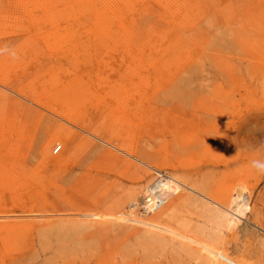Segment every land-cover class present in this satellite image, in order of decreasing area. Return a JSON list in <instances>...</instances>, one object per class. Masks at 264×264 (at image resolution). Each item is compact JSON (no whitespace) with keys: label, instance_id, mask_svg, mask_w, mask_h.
Segmentation results:
<instances>
[{"label":"rangeland","instance_id":"rangeland-1","mask_svg":"<svg viewBox=\"0 0 264 264\" xmlns=\"http://www.w3.org/2000/svg\"><path fill=\"white\" fill-rule=\"evenodd\" d=\"M150 2L151 13L144 22L142 19L147 14L137 15V26L143 30L151 28L154 34L157 31L170 33L174 22L170 20V23L161 15L165 8L162 10V4L154 0ZM205 7L210 11L209 16L192 18L187 22L189 25L181 26L180 34L175 36L180 37L181 43L176 54L166 51L161 55L150 48L141 55L117 51L97 56H136L141 63L134 67L121 60H116L117 68L101 67L92 53L87 57L93 60L91 63H81L69 52L53 53L44 40L38 42L39 47L28 46L33 52L20 49L18 60L7 70L9 86L0 83L1 119L15 122L26 138L15 157L17 167L21 166L20 175L41 176L46 180L42 185L26 184L20 194L3 187L6 190L0 200L11 207L16 199H30V194L33 196L30 201L45 197L61 211L74 214L69 215L68 220L76 221V213L71 209L76 202L86 206L85 202H89L94 210H108L117 198L127 194L137 176H144V170L148 184L160 172L187 174L208 197L213 190L219 197L228 189L244 188L250 192L249 208L230 229L208 215L202 202L209 201L186 190L184 194L193 200L182 209L180 220L188 224L197 237L226 247L232 256L248 263L264 264V126L259 144H254L252 138L235 136L241 122L254 116L264 118V0H216L206 3ZM10 20L13 22H4ZM68 23L70 21L64 19L58 25L65 29ZM25 24L27 18L16 0H0V42L10 39L15 45L22 43L35 31L34 26ZM45 27L53 29L49 24ZM156 39L154 35L152 42ZM78 40L81 48L78 56L81 54L84 58L87 52L83 48L90 41L80 34ZM163 40L166 44L167 37ZM51 67L52 75L64 82L84 74L105 77L109 83L116 79L119 85L122 82L118 75H132L134 86H143L147 96L143 105H138L139 115H132L133 123L140 125L138 128L135 124L129 126L133 139L128 145L133 144L139 152L146 151L150 159L142 164L138 158H130L122 167L116 157L101 151L109 148L123 155L105 142L107 131L95 135L82 129L80 122H66L57 113L64 109L63 105L58 106L51 100L57 93L56 87L48 81L50 75H40L43 68ZM18 88L23 91L21 94ZM122 89L116 87L118 95ZM36 98L46 104L36 102ZM135 102L138 101L128 102L126 108L132 110L131 107L137 105ZM54 127H67V132L75 130L78 134L76 160L67 167H72L77 174L84 162L92 175L89 184H77V177L62 178L53 167L42 166L39 145ZM85 138L100 149L89 160L82 156V149L90 145L81 143ZM52 149L53 146L50 148L52 157L60 154L55 155ZM12 160L0 151L1 164ZM154 161L174 163L177 169L157 171ZM127 166L129 169H125ZM133 214L137 216L136 212ZM2 252L8 264L18 256L26 257L23 264H200L186 248L155 243L127 227H113L107 234L99 233L96 227L70 226L66 237L43 234L35 229L22 230L13 246L7 245L5 250L0 245Z\"/></svg>","mask_w":264,"mask_h":264},{"label":"bare ground","instance_id":"bare-ground-1","mask_svg":"<svg viewBox=\"0 0 264 264\" xmlns=\"http://www.w3.org/2000/svg\"><path fill=\"white\" fill-rule=\"evenodd\" d=\"M16 1L20 5L21 12L27 18L26 27L34 26L35 31L22 43L19 42L16 45L15 41L10 43V39L0 42V83L4 86L9 84L7 70L10 65L18 60L19 50L32 51L28 46L30 45L32 48L39 47L38 42L40 40H44L53 53L55 51H58V53L69 52L72 58H76L75 61L81 63H91L93 60L89 61L87 57L92 53L95 59H98L100 66L106 68H117L118 62L116 60L129 63L131 67L141 63L139 58L132 55L97 58L98 55L108 52L126 51L141 55L151 48L161 55L166 51L176 54L179 52L181 43L180 37L175 36L180 34L181 26L189 25L187 22L192 18L201 19L209 16L210 11L205 5L206 3L216 2V0H154L158 4H162V10L165 8V12L161 13L162 16L166 17L165 20L174 22L170 33L157 31L154 34L151 28L143 30L136 23V16L140 15L141 12L142 15L147 14L142 22L146 20V17L151 13L150 10H152L150 1L153 0ZM202 4L203 6H201ZM222 8L226 9L225 6ZM4 16L7 17L6 14ZM64 19L69 20L70 23L65 26V29H61L58 23ZM47 24L53 29L48 30L45 27ZM190 25H193V22ZM78 34L88 37L90 41L86 44V48H83L87 52L83 54L86 59L81 54L78 56L81 52ZM154 35L157 39L152 42ZM166 37L167 45L164 44L163 40ZM15 40L17 39L15 38ZM40 73V75H50L48 81L56 87L57 93L52 97L54 99L51 100L58 106L63 105L64 109H60L57 113L66 122L76 124L80 122L82 129L95 135L102 134L101 131H107L108 137H105V142L120 150L123 155L109 148L101 151L109 156L116 157L122 167L131 161L130 158H138V161L142 164L150 159L146 151L139 152L133 144L132 146L128 145L130 139H133L130 135L132 131L129 126L135 124V127L138 128L140 125L133 123L132 115L134 114L135 117L139 115L138 109L143 105L142 101L147 96L146 89L143 86H134L135 79L132 75H118L123 84L119 83L118 85L115 82L116 79H112L109 83L105 77L84 74H78L75 78L66 82L60 81L58 77L52 75L53 67L43 68ZM145 80L146 77H144L143 82ZM126 82L127 84H125ZM117 86L120 89L123 88L120 95L116 92ZM17 91L20 94L23 92L19 88ZM92 100L94 102L91 104ZM35 101L46 104L40 98H36ZM130 101H138L135 102L137 105L131 107L132 110L129 107L126 108V104ZM89 111L91 112L89 113ZM263 126L264 118L262 119L260 116L248 118L240 123L235 130V136L236 138L239 136L241 138H252L254 144H259ZM66 129L63 127L49 129L46 138L39 145L43 158L42 166L44 168L45 166L53 167L55 173L62 178L77 177V184H89L92 175L89 169L84 166V162H81L83 165L80 166L81 170L77 174L72 167H67L70 162L76 160V152L79 146L75 140L78 136L75 130L67 132ZM24 142H26V138L15 122H11L9 118L1 119L0 109V151L14 159L5 165L0 163V198L3 190H6L3 187L9 190L15 189L20 194L26 184L36 183L42 185L46 180L41 176L20 175L21 166L17 167L15 157L19 154V149L24 145ZM86 142L90 144L86 138L85 140L81 139V143ZM116 142H120L121 145ZM52 146V152L55 155L60 153L56 157L51 155L50 148ZM57 146H60V150L55 153L54 150ZM82 151L84 159L89 160L90 156L95 152H99L100 149L90 144L85 146ZM107 155L104 156L107 158ZM153 166L157 171L169 168L177 169L174 163L163 161H154ZM130 168H132L131 163ZM19 169L20 171H18ZM125 169H129V166ZM144 172V176H137L127 194L117 198L108 210H94L89 202H85L88 203V206L76 202L71 207L76 213V221L68 220V216L74 214H69L64 210L61 211V209H58L57 204L47 202L48 200L45 197L30 201L33 198L30 194V199H16V203L11 207L0 200V231L3 232V235L0 236V245L5 250L7 245L12 244L13 246L18 234H21L22 230L28 229H35L43 234L54 233L56 236L58 234L66 237L70 226L96 227L99 233L107 234L113 227H127L132 228L134 233L141 232L145 238L151 239L155 243L162 245L170 243L174 246L186 248L194 258L200 261V264H252L242 258L232 256L226 247L216 246L197 237L192 228H188L189 225L180 220L182 209L191 205L193 200L191 196L184 194L186 190L209 201L202 202L203 208L209 213L208 215L213 217L217 224L230 229L236 225V221L249 208L251 196L249 191L244 190V188L228 189L219 197V193L213 190L210 192L211 199L187 174L178 176L177 174L170 175L160 172L148 184L150 181L145 182L147 173L146 170ZM144 182L147 184L146 186H144ZM36 193L38 192L36 191ZM148 196L151 200L155 199L157 201L153 209L146 204ZM65 203V205H69L68 202ZM134 212L137 213V216L133 214ZM149 214H152L150 218H144ZM135 225L142 228L134 227ZM5 256L4 252L0 253V264H8ZM25 258V256L13 257L11 264H23Z\"/></svg>","mask_w":264,"mask_h":264},{"label":"built area","instance_id":"built-area-1","mask_svg":"<svg viewBox=\"0 0 264 264\" xmlns=\"http://www.w3.org/2000/svg\"><path fill=\"white\" fill-rule=\"evenodd\" d=\"M60 150V146H57L54 150L55 153H57ZM157 203V201H155V199L151 200L150 196H148L146 198V204L148 205V207L152 208L155 206V204Z\"/></svg>","mask_w":264,"mask_h":264}]
</instances>
